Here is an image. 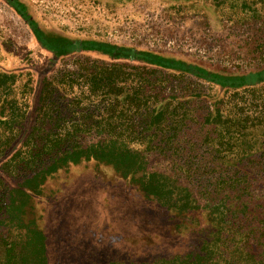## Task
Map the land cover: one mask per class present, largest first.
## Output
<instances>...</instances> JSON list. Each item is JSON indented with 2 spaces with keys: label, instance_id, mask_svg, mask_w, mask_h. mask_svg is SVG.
<instances>
[{
  "label": "rangeland",
  "instance_id": "rangeland-1",
  "mask_svg": "<svg viewBox=\"0 0 264 264\" xmlns=\"http://www.w3.org/2000/svg\"><path fill=\"white\" fill-rule=\"evenodd\" d=\"M41 88L49 134L82 144L28 184L49 208L35 212L47 264H180L204 248L213 264H264V0H0V144L26 135ZM102 118L143 139L125 154L145 162L131 178L82 159L114 152L86 148L109 133ZM152 136L162 149H145ZM21 197L0 198V238L17 242L10 264H33L13 233Z\"/></svg>",
  "mask_w": 264,
  "mask_h": 264
},
{
  "label": "trees",
  "instance_id": "trees-1",
  "mask_svg": "<svg viewBox=\"0 0 264 264\" xmlns=\"http://www.w3.org/2000/svg\"><path fill=\"white\" fill-rule=\"evenodd\" d=\"M103 70V69H102ZM103 71H108V70H103ZM100 74L102 75V78H99V82H102V86H111L114 85L115 81L119 80H111L109 77H107L108 72H101ZM252 83V81H249ZM101 86V87H102ZM63 90V89H61ZM255 90V89H252ZM50 96V91L45 90V89H40L39 90V95L38 99H41L42 102L38 104L36 107V114L33 119V122L31 126L27 129L26 135L23 137V135H20L17 139L16 137L13 139H5L4 141L1 142L0 144V187L2 186L3 188L0 189V195L3 197L5 193L7 192H18L21 193L22 197L18 205L15 207V210L18 211L12 220H14L13 228L15 227L16 230H14L13 233L15 235H18L21 233V230H24L26 234L24 235H18L16 239H21L25 238L26 243L31 250V254H33V264H47L48 263V253H47V235L45 231L41 228L39 218L36 217L35 212L37 213L39 208H43L44 212L46 215H49V208L48 206H45L44 204H41L42 206L36 205L35 200L38 199L35 194L36 192H40V190L37 188L36 190L30 189L31 182L36 181L38 176H42L41 183L39 184L38 187H42L43 182L46 180V176L48 174H39L42 170H44V167H57L61 165L60 167L76 163L78 161L80 154L74 153L75 148H78L82 146L81 143H77L76 140L70 137V133H59L56 136H51L49 133L52 131V124L51 120L44 119L46 117V108L48 107V104H45V101ZM166 108L168 107V102H164L161 104L160 108ZM167 110V109H166ZM220 115H218L219 117ZM96 127L107 131L109 133H104L105 137L102 139V141H96L92 142L90 145L86 146L88 149H92L94 147H100L105 148L107 146H112V151L114 152H104V154H96L97 156H88V153L85 154V156L82 158L84 160H90L91 158L102 160L107 165H109L114 171L119 173L120 175H123L126 169H130L127 172L126 178H131L135 172L140 170L141 165H143L145 162H140L141 156L136 157L133 154H129V156H126L125 154L130 153L131 151H134L132 146H136L138 142H143L141 137L137 135L136 133H128L125 135H114L112 133H122L124 131L122 127V122H109L107 118H102L99 122L95 124ZM48 133L43 137L44 140H42L41 146L33 147L34 143L31 141L32 138H34L36 133ZM156 136L149 137L145 146L146 148H151L154 147L156 149H162L164 144L162 143V139H158L156 142ZM16 139V140H15ZM113 139H116L118 141H122V145H115V143H111ZM30 140V141H29ZM154 142V143H153ZM112 145H109V144ZM32 145L30 147H26L29 145ZM132 145V146H131ZM82 148V147H81ZM118 149V150H117ZM136 149V147H135ZM117 150L118 152H115ZM109 156V157H108ZM81 158L79 161L82 160ZM139 160V161H138ZM51 161V162H50ZM51 165H45L46 163ZM131 162V163H130ZM15 165V168H18L17 166L21 165L20 169L23 170V175H27L30 182L26 181V183H14L11 180H9L8 174L9 171L12 170ZM43 166V167H42ZM45 172V171H44ZM10 175V174H9ZM31 175V177L29 176ZM152 176V175H151ZM24 177V178H27ZM23 178V180H24ZM150 178V177H149ZM152 186L154 188H157V186H162V183L155 184L152 182ZM142 186L141 190L144 192H148L147 189V183H144ZM146 186V187H145ZM160 190V189H159ZM6 191V192H4ZM174 191V190H173ZM4 192V193H3ZM149 193V192H148ZM171 193V190H166V191H155V192H150L149 194L154 195H163L166 196L165 194ZM0 197V198H1ZM1 210V207H0ZM182 208H180V211ZM38 217H41L38 215ZM11 227V226H10ZM11 229V228H10ZM261 231H264L263 229H260ZM264 233V232H263ZM7 235L2 234L0 238V245L3 247V261L2 264H10L9 259L11 258L10 256L12 255V252L15 250L17 247L16 241L13 240H7ZM232 240V239H231ZM217 251L221 254L224 255V253L227 251H230V249L233 250V248L220 245L217 247ZM207 249V248H206ZM204 248L201 249L198 253H195L194 258H191V255H187L184 258L180 260V264H213L210 261L213 258V253H209L207 250ZM229 249V250H227ZM40 251V253H37V251ZM237 249H234L233 252H236ZM215 254V253H214ZM207 256V257H206ZM207 260V261H206ZM226 262L227 259H224ZM12 264H17L15 262H12ZM222 264V263H220Z\"/></svg>",
  "mask_w": 264,
  "mask_h": 264
}]
</instances>
